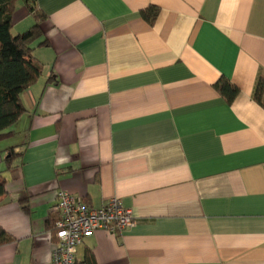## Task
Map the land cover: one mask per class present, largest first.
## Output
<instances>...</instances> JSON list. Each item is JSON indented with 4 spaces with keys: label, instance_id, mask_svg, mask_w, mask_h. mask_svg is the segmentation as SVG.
Returning <instances> with one entry per match:
<instances>
[{
    "label": "crops",
    "instance_id": "obj_1",
    "mask_svg": "<svg viewBox=\"0 0 264 264\" xmlns=\"http://www.w3.org/2000/svg\"><path fill=\"white\" fill-rule=\"evenodd\" d=\"M33 5L42 71L0 140V226L14 237L0 264H52L60 190L92 208L118 198L134 217L85 236L78 262L264 264V0ZM33 22L18 0L13 28ZM221 78L238 88L231 102ZM10 148L21 156L8 170Z\"/></svg>",
    "mask_w": 264,
    "mask_h": 264
},
{
    "label": "trees",
    "instance_id": "obj_2",
    "mask_svg": "<svg viewBox=\"0 0 264 264\" xmlns=\"http://www.w3.org/2000/svg\"><path fill=\"white\" fill-rule=\"evenodd\" d=\"M18 0H0V140L10 134V127L24 112L20 94L41 74L42 66L33 55V44L42 37L41 21L44 14L33 5L34 0H25L34 22L22 32L13 31V15ZM158 8L150 6L141 11L149 23L158 15ZM46 39L39 44H45ZM227 102H231L238 88L229 80L221 78L214 84ZM255 97L264 102V77H259ZM20 152L10 148L4 158L5 168L12 169L20 162ZM8 178L0 169V196L7 193ZM20 203L25 206L27 195H22ZM55 234V233H54ZM53 234V235H54ZM14 237L0 226V245L12 242ZM82 264H94L92 255H87Z\"/></svg>",
    "mask_w": 264,
    "mask_h": 264
},
{
    "label": "built area",
    "instance_id": "obj_3",
    "mask_svg": "<svg viewBox=\"0 0 264 264\" xmlns=\"http://www.w3.org/2000/svg\"><path fill=\"white\" fill-rule=\"evenodd\" d=\"M54 209L60 219L55 223L52 264H82L76 259L78 246L96 229L119 231L134 223L130 210L118 198H111L100 208H92L65 190L58 191Z\"/></svg>",
    "mask_w": 264,
    "mask_h": 264
},
{
    "label": "rangeland",
    "instance_id": "obj_4",
    "mask_svg": "<svg viewBox=\"0 0 264 264\" xmlns=\"http://www.w3.org/2000/svg\"><path fill=\"white\" fill-rule=\"evenodd\" d=\"M13 31L16 32V31H18V30L14 27V28H13ZM3 166H4V164H3V162H1V164H0V168L3 169Z\"/></svg>",
    "mask_w": 264,
    "mask_h": 264
}]
</instances>
